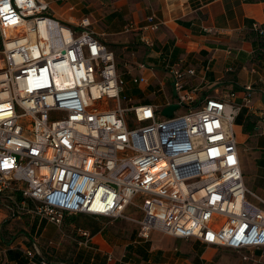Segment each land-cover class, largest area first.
Wrapping results in <instances>:
<instances>
[{"label": "built area", "instance_id": "1", "mask_svg": "<svg viewBox=\"0 0 264 264\" xmlns=\"http://www.w3.org/2000/svg\"><path fill=\"white\" fill-rule=\"evenodd\" d=\"M146 20L143 33L163 24ZM252 30L264 53V23ZM116 64L87 17L64 23L48 0H0V205L56 226L76 215L124 220L140 240L156 230L260 251L245 258L264 264V199L244 184L234 131L252 87L241 103L236 93L198 97L196 70L163 59L175 96L135 105ZM80 233L87 245L90 232Z\"/></svg>", "mask_w": 264, "mask_h": 264}, {"label": "crops", "instance_id": "2", "mask_svg": "<svg viewBox=\"0 0 264 264\" xmlns=\"http://www.w3.org/2000/svg\"><path fill=\"white\" fill-rule=\"evenodd\" d=\"M48 1L61 22L90 20L114 52L117 69L127 83L125 94L135 105L161 104L175 96L163 59L196 70L190 83L198 87V97L236 93L241 103L244 88L250 85L251 104L242 106L234 131L242 172L249 169L258 178L250 190L264 192V53L252 30L253 23H264V0ZM150 15L163 24L156 32L143 33ZM143 36L153 46L146 45ZM140 64L145 68H138ZM132 76L145 77L148 84H132ZM159 88L162 92L154 94ZM87 217L82 224L67 218L56 226L27 212L11 215L2 205L0 264H30L28 252L36 260L59 264H252L232 259L223 252L227 248L206 247L195 239H178L156 230L150 239L140 240L134 223ZM81 230L91 234L87 245L77 243Z\"/></svg>", "mask_w": 264, "mask_h": 264}, {"label": "rangeland", "instance_id": "3", "mask_svg": "<svg viewBox=\"0 0 264 264\" xmlns=\"http://www.w3.org/2000/svg\"><path fill=\"white\" fill-rule=\"evenodd\" d=\"M121 63H122V60H121ZM121 67H122V64H121ZM158 96L159 95H156L154 97H158ZM240 148H245V146L244 145H242V146L240 145ZM243 171H245V170H243ZM244 179H245L246 187L249 188V189H250V187L252 188L253 184H254V187H255V185L258 182V178L254 177L253 172H251V170H249V169L248 170L246 169V171L244 173ZM254 187H253V189H254ZM256 192H255L256 194H259L262 198H264V192H261V191H256ZM0 208H2V205H0ZM132 210H133L132 207H130L128 209L129 212H132ZM67 218H71V219L68 220L69 222H76V223H81V224H82L83 221L88 219V217L86 215L66 216L63 219V223H64V221ZM223 252H227L231 256L232 259H236L237 261H243V262H246V263L248 261L250 263V261L246 260V258H245V257H250V254H247V253H235L234 251H230V250H227V249H223Z\"/></svg>", "mask_w": 264, "mask_h": 264}, {"label": "water", "instance_id": "4", "mask_svg": "<svg viewBox=\"0 0 264 264\" xmlns=\"http://www.w3.org/2000/svg\"><path fill=\"white\" fill-rule=\"evenodd\" d=\"M174 109H176V105H171L168 106L167 108H165L163 111V114L165 116H171L172 112L174 111Z\"/></svg>", "mask_w": 264, "mask_h": 264}, {"label": "snow or ice", "instance_id": "5", "mask_svg": "<svg viewBox=\"0 0 264 264\" xmlns=\"http://www.w3.org/2000/svg\"><path fill=\"white\" fill-rule=\"evenodd\" d=\"M3 11H4V12H7V11H8L7 7H5V8L3 9Z\"/></svg>", "mask_w": 264, "mask_h": 264}, {"label": "trees", "instance_id": "6", "mask_svg": "<svg viewBox=\"0 0 264 264\" xmlns=\"http://www.w3.org/2000/svg\"><path fill=\"white\" fill-rule=\"evenodd\" d=\"M254 32V31H253ZM255 33V32H254ZM256 35V34H255ZM257 36V35H256ZM259 45H260V41H259ZM260 48H261V45H260Z\"/></svg>", "mask_w": 264, "mask_h": 264}]
</instances>
